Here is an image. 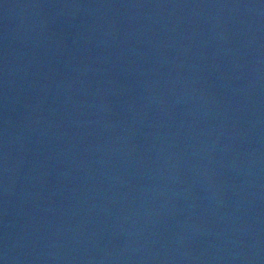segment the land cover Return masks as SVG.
Returning a JSON list of instances; mask_svg holds the SVG:
<instances>
[{"label": "water", "instance_id": "water-1", "mask_svg": "<svg viewBox=\"0 0 264 264\" xmlns=\"http://www.w3.org/2000/svg\"><path fill=\"white\" fill-rule=\"evenodd\" d=\"M0 264H264V0H0Z\"/></svg>", "mask_w": 264, "mask_h": 264}]
</instances>
